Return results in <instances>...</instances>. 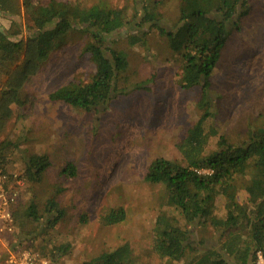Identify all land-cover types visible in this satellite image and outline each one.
Returning <instances> with one entry per match:
<instances>
[{
    "label": "rangeland",
    "instance_id": "1",
    "mask_svg": "<svg viewBox=\"0 0 264 264\" xmlns=\"http://www.w3.org/2000/svg\"><path fill=\"white\" fill-rule=\"evenodd\" d=\"M58 1L122 9L130 19L135 5V0ZM154 1L161 26L172 31L179 20L178 1ZM246 3L248 14L231 20L228 26L206 106L199 87L186 89L180 84V52L170 49L166 36L136 22L109 38L110 45L126 55L128 67L118 75V93L106 109L84 113L50 102L48 95L56 89L71 80L86 82L94 73L88 55L83 53L86 36L76 31L66 37L23 88L21 97L26 104L22 109L14 108L15 115L0 134V146L7 149L4 152L10 159L8 168L16 173L29 154H45L51 162L41 181L25 185L20 195V208L32 202L42 218L37 223L25 220L23 229L0 246L1 258L26 249L48 264H82L129 243L142 261L160 264L146 251L157 215L166 212L179 225L183 221L167 202L164 189L146 182L150 163L156 158L181 162L177 146L205 110L211 114L204 125L206 131L215 130L232 144L247 141L250 131L262 124L264 0ZM21 12L20 18L0 13V30L25 40L28 22ZM130 35L140 38V43L130 45ZM216 142L217 137L210 139L207 153L216 150ZM67 165L75 168L74 177L62 175ZM256 190L251 178L245 177L237 179L229 193L252 211L264 194ZM50 200L64 214L53 229L47 228L44 212ZM224 203L222 197L216 202L220 217L224 216ZM119 208L126 213L125 222L102 226V212ZM190 229L200 249L218 246L213 229ZM259 255L258 264H264L263 254Z\"/></svg>",
    "mask_w": 264,
    "mask_h": 264
},
{
    "label": "trees",
    "instance_id": "2",
    "mask_svg": "<svg viewBox=\"0 0 264 264\" xmlns=\"http://www.w3.org/2000/svg\"><path fill=\"white\" fill-rule=\"evenodd\" d=\"M0 0V13L7 18H26V39L0 30V134L12 116L14 108L26 104L21 92L40 66L66 37L76 31L86 36L83 53L94 67L88 81H69L48 95L50 102H59L84 113H94L106 107L117 95V77L126 71V55L109 43L116 32L136 22L149 26L168 38L169 47L183 59L180 84L189 89L199 87L208 103L210 80L219 62L233 19L248 14L246 0H177L179 20L172 31L163 29L157 17L154 0H135L132 19L125 10L109 9L99 4L83 6L58 0ZM138 20V21H137ZM140 38L129 37L136 46ZM211 117L209 110L189 130L177 146L182 161L156 158L147 168L146 182L161 186L167 202L182 218L183 225L166 212H160L151 231V246L146 250L160 264H258L257 253L264 256V202L255 208L239 205L229 192L239 178L250 177L256 192H264V115L262 124L250 131L248 140L232 144L215 130L204 125ZM217 137L216 150L207 153L210 139ZM1 147V146H0ZM0 148V168L6 173L10 159ZM19 175L27 184L41 181L50 169L47 155L29 154L22 162ZM208 171V173H202ZM66 177L75 176V168L62 170ZM222 197L224 216L216 213L217 200ZM19 198L14 210L15 233L23 229L25 220L37 223L42 216L31 202L20 208ZM47 228H54L64 217L54 200L47 202ZM102 226H115L126 220L122 208L107 209L100 215ZM211 228L218 235V246L200 249L192 240L190 228ZM245 232V234H243ZM15 240V239H14ZM16 243V242H15ZM82 264H149L137 255L129 243L102 252Z\"/></svg>",
    "mask_w": 264,
    "mask_h": 264
},
{
    "label": "built area",
    "instance_id": "3",
    "mask_svg": "<svg viewBox=\"0 0 264 264\" xmlns=\"http://www.w3.org/2000/svg\"><path fill=\"white\" fill-rule=\"evenodd\" d=\"M24 186L25 182L18 173H6L0 168V246L6 245L7 238H11L15 233L13 210ZM257 255L261 259L259 253ZM0 264H48V262L25 249L8 253L6 258L0 257Z\"/></svg>",
    "mask_w": 264,
    "mask_h": 264
}]
</instances>
